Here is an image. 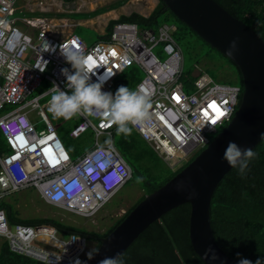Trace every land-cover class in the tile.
<instances>
[{"label": "built area", "instance_id": "2783aa9c", "mask_svg": "<svg viewBox=\"0 0 264 264\" xmlns=\"http://www.w3.org/2000/svg\"><path fill=\"white\" fill-rule=\"evenodd\" d=\"M15 2L0 0V110L10 106L0 114L5 138L0 202L31 188L49 205L93 218L132 177L114 143L116 125L109 115L80 112L70 118L79 121L69 136L92 134L91 145L75 157L49 119L48 89L55 83L68 91L61 70H72L64 56L70 50L89 59L91 82L101 83L103 92L113 93L118 75L130 66L139 67L143 75L133 91L141 89L150 98V108L141 123L129 125L171 170L191 160L233 117L239 85L199 75L190 92L182 88L183 59L175 23L162 22L153 30L118 21L108 38L88 43L74 32L50 31L44 18L22 17L35 29L24 31L14 16ZM0 238L11 251L46 264H71L75 257L83 261L89 247L86 236L75 232L64 236L50 223L10 224L1 207Z\"/></svg>", "mask_w": 264, "mask_h": 264}, {"label": "trees", "instance_id": "16d2710c", "mask_svg": "<svg viewBox=\"0 0 264 264\" xmlns=\"http://www.w3.org/2000/svg\"><path fill=\"white\" fill-rule=\"evenodd\" d=\"M73 1V0H65ZM126 0H119L116 5H121ZM141 0H134L132 7L141 11H147L154 0L144 4ZM232 16L242 20L252 27L264 40V0H215ZM150 2V4H149ZM107 9L104 7L91 13L79 16L96 15ZM78 16V15H77ZM130 21L138 24L140 28L155 30L162 22H173L178 29L174 36L179 45L185 51L189 48L194 50L204 47L209 53L207 57L213 60V72L202 71L211 78H216L217 72L222 73L224 68H230L231 76H224L223 82L237 84L242 92V75L237 65L228 57L209 46L195 31L181 22L165 5L159 0L149 15L144 16L137 12L129 15H121L116 20L108 22L106 33L97 36L99 39L109 37L111 28L115 22ZM190 52V51H189ZM216 71V72H215ZM199 74V75H201ZM143 73L136 65L130 66L115 79L112 92L115 94L120 86L134 89L136 82ZM199 75H193L191 68H183L180 76L182 88L190 92ZM241 97V96H240ZM6 106L0 110V114L8 109ZM55 130L63 141L72 157L77 156L78 151L69 142V130L79 119L65 120L59 118ZM129 127H131L129 125ZM117 126L113 131V139L125 161L132 169V177L126 183H130L135 175L140 177V186L144 193L137 201L101 234L83 228L68 225L54 217L32 216L21 217L18 208L10 201L4 199L0 207L6 212L10 224H42L50 223L57 227L64 236L75 232L82 234L89 240L92 237H104L118 225L125 215L148 193L163 185L188 162L176 170H171L155 151L138 135L132 128L131 134L125 136L117 135ZM86 133V132H85ZM83 133V134H85ZM89 137L92 136L88 132ZM4 135L0 130V152L4 150ZM255 157L249 163L246 175L241 176L238 169L231 168L217 185L210 204V222L214 238L218 245L230 256L246 258L256 262L257 259L264 261V138L253 149ZM144 173V174H143ZM189 215L190 204L183 203L167 211L159 219L151 223L120 255L123 264H206L193 250L189 239ZM100 240L95 246L99 247ZM237 253L240 255L238 256ZM0 264H46L34 260L23 254L10 250L6 240H0Z\"/></svg>", "mask_w": 264, "mask_h": 264}, {"label": "water", "instance_id": "95a60500", "mask_svg": "<svg viewBox=\"0 0 264 264\" xmlns=\"http://www.w3.org/2000/svg\"><path fill=\"white\" fill-rule=\"evenodd\" d=\"M162 1L210 47L237 65L242 75L240 101L233 117L216 136L175 175L140 200L109 234L101 237L94 258L86 257L84 264H98L105 256L121 255L151 223L183 203L190 204L191 246L206 264H239L241 259L228 255L216 242L210 204L217 185L232 168L223 159L229 141L241 148L254 149L264 138V40L215 0Z\"/></svg>", "mask_w": 264, "mask_h": 264}, {"label": "clouds", "instance_id": "9594fccd", "mask_svg": "<svg viewBox=\"0 0 264 264\" xmlns=\"http://www.w3.org/2000/svg\"><path fill=\"white\" fill-rule=\"evenodd\" d=\"M64 56L72 66V70L68 68L61 70L66 77L68 91L61 90L53 83V86L48 89L51 93L48 100V111L55 117L65 119H70L80 112L89 115L107 114L117 126V135H130L132 128L129 124L137 125L146 118L150 108V98L141 89L133 91L126 86H120L115 94L103 92L101 83L91 82V75L88 72L89 59L86 56L71 50ZM255 155L252 148H241L235 142L229 141L223 159L231 167L238 169L241 176H244ZM80 239L77 237L78 241ZM95 252L94 248L88 250L86 255L89 260L94 258ZM237 255L240 254L237 253ZM71 264H84V262L79 257H75ZM98 264H123V261L120 254H117L114 257L105 256ZM239 264H253V262L241 258ZM255 264H264V261L257 259Z\"/></svg>", "mask_w": 264, "mask_h": 264}, {"label": "rangeland", "instance_id": "374dc122", "mask_svg": "<svg viewBox=\"0 0 264 264\" xmlns=\"http://www.w3.org/2000/svg\"><path fill=\"white\" fill-rule=\"evenodd\" d=\"M19 4V0H16V5ZM25 15H28L27 13ZM14 16L21 17L22 13L16 12ZM56 17V16H55ZM19 27L26 31L25 27L19 24ZM73 32L78 34L86 41L95 40V32L91 29H88L82 25H78L73 29ZM182 67L184 69L191 68L193 71V75H199L202 71L213 72L212 70L214 64L213 60H210L207 55L209 51L202 47L198 46V49L194 50L193 48H189L188 51L182 49ZM190 51V52H189ZM208 70V71H207ZM222 73L217 72L216 78H214L217 82H223L222 78L226 75L231 76L232 70L230 68H224ZM216 72V71H215ZM231 74V75H230ZM205 75V74H201ZM224 75V76H223ZM49 119L55 125L58 123L59 118L52 116L47 112ZM38 127L41 128L43 125L41 123L38 124ZM217 133H213L211 136L215 137ZM59 136V135H58ZM60 137V136H59ZM92 137H89L88 132L80 135L77 138H73L70 136L69 142L73 148H75L78 153L82 152L86 148L91 145ZM63 142V141H62ZM144 174V173H143ZM140 177L139 175H135L130 183L125 184L123 188L117 191V194L110 199L109 202L103 207L102 210L98 211L93 218H86L76 214L69 213L67 211L61 210L58 207L53 205L45 204L41 201L38 194L34 189H25L16 194L9 196L7 199L18 208L21 217H32V216H50L54 217L68 225L83 228L90 231H102L107 229L117 217H120L123 214V211L131 206L138 197H140L144 190L140 186ZM127 203V207L126 204ZM124 206V210H120L116 215L112 214L113 211L117 210V208ZM112 214V216H111ZM2 238H0L1 240ZM89 247L91 248V241L87 242Z\"/></svg>", "mask_w": 264, "mask_h": 264}, {"label": "crops", "instance_id": "0c3cea01", "mask_svg": "<svg viewBox=\"0 0 264 264\" xmlns=\"http://www.w3.org/2000/svg\"><path fill=\"white\" fill-rule=\"evenodd\" d=\"M119 0H19V4L15 2V13H22L23 16L17 17V24L23 25L26 32H33L35 29L26 25L21 18L22 17H38L44 18L48 23L50 31L57 30L62 35L73 32V29L78 25H82L95 32V37L102 36L106 33V28L110 20H116L121 15H129L132 12H137L141 15L147 16L154 9L158 0H154L151 3L150 8L147 11H141L137 7H132L134 0H126L121 5H116ZM147 1L141 0L139 3L144 4ZM150 4V2H149ZM107 9L99 12L96 15L91 16H79L80 14L91 13L95 10ZM28 15H25V14ZM15 15V14H14ZM78 15V16H77ZM56 16V17H55ZM92 41H86L91 43ZM124 187V186H123ZM121 187V188H123ZM120 188V189H121ZM117 192L112 196V198ZM40 198V197H39ZM41 201L45 203L42 199ZM47 204V203H45ZM127 206V203L125 204ZM124 206L117 208L112 214L116 215L120 210H124ZM103 209V208H102ZM101 209V210H102ZM100 211V210H99ZM111 214V216H112Z\"/></svg>", "mask_w": 264, "mask_h": 264}, {"label": "flooded vegetation", "instance_id": "af4514ba", "mask_svg": "<svg viewBox=\"0 0 264 264\" xmlns=\"http://www.w3.org/2000/svg\"><path fill=\"white\" fill-rule=\"evenodd\" d=\"M222 128H223V127H222ZM222 128H219L216 132H219ZM138 198H139V197H138ZM138 198H137V199H138ZM137 199H136V201H137ZM136 201H135V202H136ZM135 202H134V203H135ZM134 203H133V204H134ZM133 204H132V205H133ZM132 205H131V206H132ZM131 206H129L127 209H125V210L123 211V214L126 213V211H127ZM126 207H127V206H126ZM123 214H122V215H123ZM122 215H121V216H122ZM117 218H118V217H117ZM106 230H107V229H104V230H102V231H95V232L101 234V233L105 232ZM100 238H101L100 236H96V237H92V238L89 239V242L91 241V243H93L90 249L95 248V246L97 245V243H98V241L100 240ZM88 250H89V249H88Z\"/></svg>", "mask_w": 264, "mask_h": 264}, {"label": "snow or ice", "instance_id": "6c2138e0", "mask_svg": "<svg viewBox=\"0 0 264 264\" xmlns=\"http://www.w3.org/2000/svg\"><path fill=\"white\" fill-rule=\"evenodd\" d=\"M212 107L215 108V105H212ZM217 111H219V110L217 109Z\"/></svg>", "mask_w": 264, "mask_h": 264}]
</instances>
